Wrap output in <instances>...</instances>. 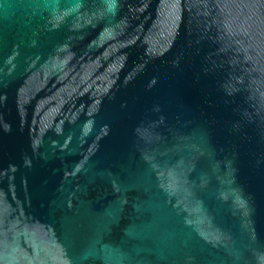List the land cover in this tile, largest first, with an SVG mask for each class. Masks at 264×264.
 Returning a JSON list of instances; mask_svg holds the SVG:
<instances>
[{"label": "water", "instance_id": "1", "mask_svg": "<svg viewBox=\"0 0 264 264\" xmlns=\"http://www.w3.org/2000/svg\"><path fill=\"white\" fill-rule=\"evenodd\" d=\"M0 0V264H264V0Z\"/></svg>", "mask_w": 264, "mask_h": 264}, {"label": "clouds", "instance_id": "2", "mask_svg": "<svg viewBox=\"0 0 264 264\" xmlns=\"http://www.w3.org/2000/svg\"><path fill=\"white\" fill-rule=\"evenodd\" d=\"M105 12L111 17H115L119 11V0H103ZM82 6L81 0H72L71 9L76 10ZM258 260L264 261V253H261Z\"/></svg>", "mask_w": 264, "mask_h": 264}]
</instances>
